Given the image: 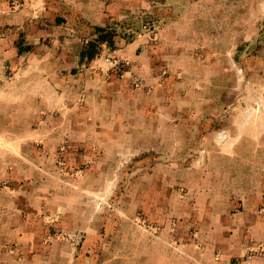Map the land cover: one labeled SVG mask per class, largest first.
Returning a JSON list of instances; mask_svg holds the SVG:
<instances>
[{
  "label": "crops",
  "instance_id": "crops-1",
  "mask_svg": "<svg viewBox=\"0 0 264 264\" xmlns=\"http://www.w3.org/2000/svg\"><path fill=\"white\" fill-rule=\"evenodd\" d=\"M163 2L179 16L117 36L134 73L115 77L104 55L81 63L84 44L158 0H0V264H54L48 216L72 236L68 251L82 234L81 250L101 252L89 264H232L264 246V0ZM240 64L252 84L238 87ZM60 148L83 157L72 174L55 162ZM152 153L172 161L137 169ZM109 186H126L115 221L89 195Z\"/></svg>",
  "mask_w": 264,
  "mask_h": 264
},
{
  "label": "rangeland",
  "instance_id": "rangeland-1",
  "mask_svg": "<svg viewBox=\"0 0 264 264\" xmlns=\"http://www.w3.org/2000/svg\"><path fill=\"white\" fill-rule=\"evenodd\" d=\"M188 2L190 1H194V0H187ZM165 2L168 3H177L178 0H165ZM163 0H158V3L155 7V9H153L151 12L147 13L148 15L143 16L142 18L139 19V21L135 24L132 23L131 20H125L123 24H121V26H112L111 30H113L114 32V37L113 42L112 43H104L103 45V53L102 55H104V60L102 59V63L105 65L107 64L109 67L107 68L108 71H112L113 74L115 75V77H123L126 74H131V76L133 75L134 71L132 70V60L131 59H120L119 56L114 52L116 48H119V44L121 42H117L115 39L117 36H121L123 38L126 37H131L136 33H142L145 30H153V29H159L161 23L165 22L164 19L168 18L169 20H174L179 16V10H175V9H169V7H166L165 5H161L163 4ZM206 8H204L205 11ZM203 13V12H202ZM143 25H146L147 28H145ZM140 27V28H138ZM92 32V30L90 28H88V31H86L84 33L85 36L89 35ZM96 35V33H95ZM95 38V37H94ZM119 39V38H118ZM155 39V38H152ZM106 51V52H105ZM101 55V56H102ZM101 56L98 59H101ZM97 60V59H96ZM95 61V60H94ZM104 65H102L101 67H103ZM235 72H236V82L238 84V87L241 85H250L252 84L253 80L250 78V76L247 73V68L245 65H239L238 67L236 66L235 68ZM165 75V74H163ZM136 76H134L135 79ZM232 81V80H231ZM140 80H135V81H130V88H133V85L136 87L137 83H139ZM133 84V85H132ZM237 87V88H238ZM238 93H240V91H238ZM257 93V91H250L248 92L246 95H249V98L252 99H256L257 96H255V94ZM254 105L256 103H253ZM228 133L226 132H222L220 134V142L222 141H226L228 140ZM45 143H47V141H45ZM193 146H196V152L195 155L192 154L191 157H195V160L198 161V163H200L201 165H206L210 159H211V154L209 153L208 149L202 145L201 140H193ZM174 146L176 144H173ZM172 145V146H173ZM0 148H2V146H0ZM83 149V147H81ZM80 148V152L82 153V155L85 154L86 149L90 150V146L86 147V149L81 150ZM48 151V150H46ZM92 154L95 156H92L93 160L96 158L101 157V151H94L93 147L91 149ZM50 154V152L48 153ZM57 155L54 156L55 162L57 165L61 166L62 171L67 172L72 174L73 168L75 167V165H72V169L70 167V163H76L78 167L80 165L79 160H81L83 157H79L78 155L75 158H70L68 157L67 151H65L64 148H60V150L56 153ZM49 157L51 155H48ZM2 158V157H1ZM78 158V159H77ZM139 158V165L138 167H136L137 169H139L140 171H153L151 170L152 168L155 167H163L165 165H169L171 163V158L169 155L163 154V153H152L150 155H146V156H140ZM124 160V158H123ZM132 158H126L124 160V164H131ZM134 162H135V158H134ZM83 169V168H82ZM88 171H91L93 169V167H91V165L89 164V166L86 168ZM72 170V171H71ZM74 172H79V170H75ZM108 174H111V172H105ZM115 177H113L114 179ZM3 185H1L0 183V189H3ZM126 187V186H125ZM118 188V187H114V186H109L106 188L105 192H96V193H90V198L93 201V204L95 206V208L98 211L104 210V212L107 210L109 211L107 213V218L110 221H115V219H117L116 215V211L118 210L119 207V197L121 195V193L123 191H125L126 188ZM123 189V190H121ZM48 207H49V211L52 210V205L48 203ZM47 208V206H46ZM50 215V214H49ZM50 216H48V219H44V222L42 224V227L44 228V234L46 235L45 237H47V239L49 240V243L52 244V241L54 243H56L59 240V244H60V250L57 252V257L58 259H54V264H89V262L94 263L97 261V259L99 258V255L101 254V252L99 250H94V251H90V252H85L84 250L80 249V246H82L83 243V236L82 234H77L74 237V243L76 244L77 250L76 252L73 251H68L66 247V244L68 243V241L70 240V238H72V236H70L66 230L62 227V226H58L57 222L52 221V219L49 218ZM60 224H62L63 226L67 223V221H64L63 219H60ZM145 224L147 225V222H145ZM113 225H115L113 223ZM111 236V235H110ZM109 236V237H110ZM108 239V237H107ZM106 239V241H107ZM57 244V243H56ZM13 247H15V243L14 245L11 244ZM64 247V248H63ZM13 251L15 252L16 250L13 249ZM20 252H17L19 254V257H23L26 259H33L34 256L39 255L41 253V255H43L44 253V249L43 250H29L28 251H24L23 249L20 250ZM51 253V252H50ZM22 255V256H21ZM48 255V254H46ZM45 255V256H46ZM44 262V261H42ZM49 264V263H47Z\"/></svg>",
  "mask_w": 264,
  "mask_h": 264
},
{
  "label": "trees",
  "instance_id": "trees-1",
  "mask_svg": "<svg viewBox=\"0 0 264 264\" xmlns=\"http://www.w3.org/2000/svg\"><path fill=\"white\" fill-rule=\"evenodd\" d=\"M114 31L111 28L97 27L95 28V38L89 40L84 44V48L81 52V63H90L98 59L104 49V43H112L114 37Z\"/></svg>",
  "mask_w": 264,
  "mask_h": 264
},
{
  "label": "built area",
  "instance_id": "built-area-1",
  "mask_svg": "<svg viewBox=\"0 0 264 264\" xmlns=\"http://www.w3.org/2000/svg\"><path fill=\"white\" fill-rule=\"evenodd\" d=\"M263 254H264V246L259 245L258 247L253 249L251 253H249L248 255L236 258L232 264H244L247 260H249L253 256L263 255Z\"/></svg>",
  "mask_w": 264,
  "mask_h": 264
}]
</instances>
